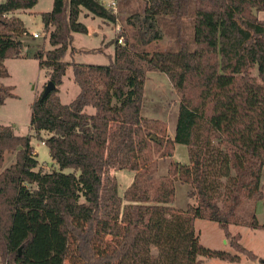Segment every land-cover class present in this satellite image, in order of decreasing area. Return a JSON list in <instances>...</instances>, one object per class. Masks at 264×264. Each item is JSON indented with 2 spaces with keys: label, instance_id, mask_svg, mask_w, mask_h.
I'll use <instances>...</instances> for the list:
<instances>
[{
  "label": "trees",
  "instance_id": "trees-1",
  "mask_svg": "<svg viewBox=\"0 0 264 264\" xmlns=\"http://www.w3.org/2000/svg\"><path fill=\"white\" fill-rule=\"evenodd\" d=\"M38 1L0 2V78L9 75L6 58H34L55 84L33 101L30 128L49 133L41 141L60 170L43 171L32 135L0 124V264L256 260L229 227L264 230V213L261 222L255 214L257 201L264 206V0H147L145 30L132 43L120 31L108 64L64 60L76 51L73 33L88 32L83 10L115 21L99 0H53L40 13L51 48H25L32 35L16 12ZM157 16L177 25L176 50L140 47L161 37ZM188 16L192 48L180 31ZM68 66L79 92L62 103L58 86ZM150 71L165 73L179 95L173 138L164 122L140 113ZM12 97L0 82V106ZM175 144L186 146L189 163L170 160L158 175V159L171 158ZM8 154L14 160L4 166ZM120 169L133 172L122 197L111 173ZM176 181L191 186L193 202L183 210L171 206ZM196 219L216 222L234 252L200 244Z\"/></svg>",
  "mask_w": 264,
  "mask_h": 264
},
{
  "label": "rangeland",
  "instance_id": "rangeland-1",
  "mask_svg": "<svg viewBox=\"0 0 264 264\" xmlns=\"http://www.w3.org/2000/svg\"><path fill=\"white\" fill-rule=\"evenodd\" d=\"M3 0H0L2 2ZM53 0H41L34 6L31 12L18 13L25 24L31 31H38L39 37L23 38L25 48L30 47L34 50L35 45L43 47L45 50L51 48L47 42L48 34L40 28V12L50 11ZM147 0H117V10L114 13L115 21H108L93 17L89 13H82V20L89 28V32L74 33L72 45L79 48H94L88 53L77 54V59L89 64H108L112 57L111 40L123 31L127 34L129 42L136 40V35L145 30L146 24L142 22L144 18V9ZM32 9V8H31ZM17 16V15H16ZM84 17V18H83ZM155 21L156 29L160 32L161 37L142 45V49L151 53L153 51L176 50L177 42V25L172 23L169 16H157ZM192 17L184 18L181 25V35L188 42L190 48L193 47L192 35ZM108 38V42L102 45L101 39ZM122 41H124V36ZM102 39V42L104 41ZM101 43V44H100ZM25 48L23 50H25ZM68 56V55H67ZM66 56V57H67ZM4 65L8 71V76L0 78V82L4 85L12 87V92L16 97L7 98L5 103L0 106V124L9 125L17 135L31 134V145L37 153L39 165L43 171L60 170L58 165L50 158L49 151L41 138H46L49 133L40 131L39 134L30 128V119L32 113L33 101L42 94L46 83L49 81L45 70L39 68L38 61L34 58H6ZM149 74V75H148ZM144 90L145 94L142 101L141 115L165 123L166 137L175 131L179 95L173 89L168 77L165 73L159 71L147 72ZM59 95L62 103H69L79 91V87L73 81L72 69L68 66L61 85L58 86ZM89 112H93L92 107L88 108ZM159 135H162L158 132ZM174 158L182 163L189 161L187 148L179 145L175 150ZM14 160L13 154L6 155L4 166H7ZM172 160V159H171ZM170 160L168 157L158 159V175L167 171ZM71 168H64L62 172H71ZM118 183V194L122 197L124 190L130 185L133 178V172L126 169L112 170ZM262 185L264 186V175L262 177ZM175 195L171 206L176 209H186L188 204L192 203V199L188 196L191 186L188 183L176 181ZM264 190V189H263ZM126 204L122 202V206ZM264 206L262 201L256 202L255 214L258 220L263 221ZM196 235L200 244L206 248L226 250L234 252L226 243H223L224 233L214 221L206 219H196L194 223ZM230 232L232 234H240V243L256 254V260H249L244 254L240 255V260L245 259V264H264V230L252 229L246 226L231 225ZM198 259L202 264H231L218 258H208L200 255ZM240 262V261H239Z\"/></svg>",
  "mask_w": 264,
  "mask_h": 264
},
{
  "label": "crops",
  "instance_id": "crops-1",
  "mask_svg": "<svg viewBox=\"0 0 264 264\" xmlns=\"http://www.w3.org/2000/svg\"><path fill=\"white\" fill-rule=\"evenodd\" d=\"M41 0H39L38 1V3L40 2ZM53 2V1H52ZM37 3V4H38ZM36 4V5H37ZM34 8V7H33ZM33 8L32 9H29V10H19V11H17L16 12V15L18 16V13H21V12H23V13H26V12H31V10H33ZM84 11V13H86L87 11H85V10H83ZM41 13V12H40ZM83 13V12H82ZM82 13L80 14V17H79V20L81 21L82 20ZM88 13V12H87ZM90 14V13H89ZM92 15V14H91ZM93 16V15H92ZM19 17V16H18ZM94 18H95V16H93ZM258 17L260 18V19H264V11H260V12H258ZM21 20H22V22H23V24H24V27H25V29L26 30H28V32L32 35V33L33 32H38V31H31L30 29H29V27L25 24V22H24V20L21 18V17H19ZM84 18V17H83ZM101 19V18H100ZM82 23H84L83 21H81ZM85 24V23H84ZM86 25V24H85ZM87 27V26H86ZM40 28L41 29H43V23L42 22H40ZM87 30H88V32H89V28L87 27ZM73 38H74V33H73ZM104 38V34H103V36H102V39ZM102 39H101V43H102V45H105L109 40H108V38H104V41L102 42ZM100 43V44H101ZM73 46V45H72ZM75 49H76V51H75V53L72 55V56H70L69 54H68V56L67 57H65L64 58V60H66V61H70V60H74L75 62H78V63H85L84 61H81V60H78L77 59V54H82V53H88V52H90L92 49H95V48H97V47H94V48H79V47H76V46H73ZM111 47H112V54H113V45H111ZM49 49V48H48ZM85 64H89V63H85ZM149 75V74H148ZM148 75H147V78H148ZM146 78V79H147ZM62 80H63V78H62ZM146 82V81H145ZM145 86V85H144ZM79 92V91H78ZM60 93L58 92V95H59ZM144 94H145V90H144ZM76 95H77V93H76ZM59 97H60V95H59ZM61 99V98H60ZM146 118H148V117H146ZM167 134H168V136L169 137H171V138H173V136H174V133L173 134H169V132L167 131ZM179 145H181V144H175L174 145V149H173V156L170 158V157H168V159L169 160H173V161H177V160H175V158H174V154H175V150L177 149V147L179 146ZM185 146V145H184ZM177 162H180V161H177ZM180 163H182V162H180ZM189 163V161L187 162V163H182V164H188ZM166 172L167 171H164V173L163 174H161V175H164V174H166ZM157 173H158V168H157ZM231 226V225H230ZM229 229H230V227H229ZM223 243L224 244H228V240L224 237L223 238ZM229 245V244H228ZM225 261V260H224ZM227 262H229V261H227ZM229 263H231V264H245V259H241L240 260V262L239 263H232V262H229ZM201 264H202V261H201Z\"/></svg>",
  "mask_w": 264,
  "mask_h": 264
},
{
  "label": "built area",
  "instance_id": "built-area-1",
  "mask_svg": "<svg viewBox=\"0 0 264 264\" xmlns=\"http://www.w3.org/2000/svg\"><path fill=\"white\" fill-rule=\"evenodd\" d=\"M99 3L104 6L105 8L110 9L113 13L116 12L117 10V0H99ZM32 36L34 38H38L39 37V33L38 32H33ZM118 43L122 44V37L118 38Z\"/></svg>",
  "mask_w": 264,
  "mask_h": 264
},
{
  "label": "water",
  "instance_id": "water-1",
  "mask_svg": "<svg viewBox=\"0 0 264 264\" xmlns=\"http://www.w3.org/2000/svg\"><path fill=\"white\" fill-rule=\"evenodd\" d=\"M54 88H55V84L52 81H48L45 85L43 92H42V96H46Z\"/></svg>",
  "mask_w": 264,
  "mask_h": 264
}]
</instances>
